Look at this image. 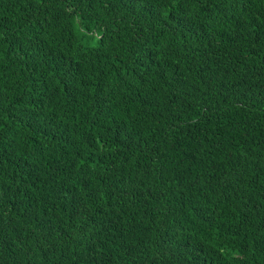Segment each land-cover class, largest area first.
Returning a JSON list of instances; mask_svg holds the SVG:
<instances>
[{
	"label": "trees",
	"instance_id": "obj_1",
	"mask_svg": "<svg viewBox=\"0 0 264 264\" xmlns=\"http://www.w3.org/2000/svg\"><path fill=\"white\" fill-rule=\"evenodd\" d=\"M0 264H264V0H0Z\"/></svg>",
	"mask_w": 264,
	"mask_h": 264
}]
</instances>
